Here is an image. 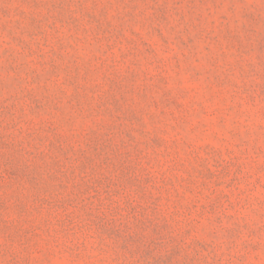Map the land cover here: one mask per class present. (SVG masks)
<instances>
[{
    "label": "rangeland",
    "instance_id": "374dc122",
    "mask_svg": "<svg viewBox=\"0 0 264 264\" xmlns=\"http://www.w3.org/2000/svg\"><path fill=\"white\" fill-rule=\"evenodd\" d=\"M0 264H264V0H0Z\"/></svg>",
    "mask_w": 264,
    "mask_h": 264
}]
</instances>
